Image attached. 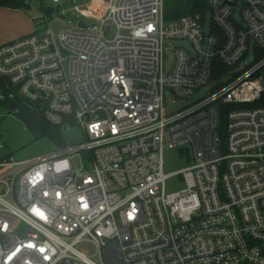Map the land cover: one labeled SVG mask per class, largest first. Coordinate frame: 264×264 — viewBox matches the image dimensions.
Here are the masks:
<instances>
[{
  "label": "built area",
  "instance_id": "2783aa9c",
  "mask_svg": "<svg viewBox=\"0 0 264 264\" xmlns=\"http://www.w3.org/2000/svg\"><path fill=\"white\" fill-rule=\"evenodd\" d=\"M206 5L167 22L164 0H97L72 8L93 28L0 46V105L86 136L0 160V264H264V0ZM170 95L193 101L167 111ZM169 150L192 166L166 175Z\"/></svg>",
  "mask_w": 264,
  "mask_h": 264
},
{
  "label": "rangeland",
  "instance_id": "374dc122",
  "mask_svg": "<svg viewBox=\"0 0 264 264\" xmlns=\"http://www.w3.org/2000/svg\"><path fill=\"white\" fill-rule=\"evenodd\" d=\"M29 2L30 8L28 9L8 10L0 8V46L32 34L41 28L51 30L55 36L69 30H80L77 27L78 19L72 14V8L75 6L87 7L91 0H62L59 4H54L51 0H29ZM41 3L53 8L56 12L49 20H46L38 9ZM61 11H66L65 18H61V15L57 14ZM207 16H209V12H207ZM37 21L42 24L38 26ZM108 25L110 26L108 35L110 38H114L117 34V28L112 22H109ZM120 32L122 35L128 34L125 30ZM254 56V52L250 51L247 59L243 61L241 69L252 62ZM173 59L174 53L169 48L165 58L166 68L172 66ZM263 59L257 61V63ZM236 72V69L228 70L229 75ZM226 79L227 76H224L223 80ZM205 92L206 89L197 91L193 96V100H198ZM193 100L179 101L170 95L166 101V109L167 111L178 110L182 108V105L190 104ZM218 126L220 128L223 126L221 119ZM57 128L65 146L78 145L86 140L85 133L79 125L71 124L69 130L66 129V126ZM43 129H45V126L41 122H27L20 116L13 115L7 106L0 105V136H2L0 138V145H2L0 160L9 156H13L17 160H29L59 149L57 143L49 135L41 132ZM80 157L85 160L89 155L84 152L80 154ZM192 164L193 159L188 155H183L178 150H169L164 154V172L166 175L177 173L192 166ZM166 187L168 192H174L182 190L184 184L180 176L172 175L168 178ZM82 250L88 255H92L94 252V249L89 246L82 248Z\"/></svg>",
  "mask_w": 264,
  "mask_h": 264
},
{
  "label": "trees",
  "instance_id": "16d2710c",
  "mask_svg": "<svg viewBox=\"0 0 264 264\" xmlns=\"http://www.w3.org/2000/svg\"><path fill=\"white\" fill-rule=\"evenodd\" d=\"M0 7L14 9V10H23L30 8V4H27L22 0H0ZM40 12L43 14V17L47 20L56 12L53 8H50L43 3L38 8ZM58 14V12H57ZM207 14V5L206 0H164V19L166 21H172L183 16H196L202 15L205 16ZM38 31V30H37ZM30 35V34H29ZM264 58V51H258L256 54V62ZM7 106L10 110L18 107L19 113L18 116L23 118L27 122H41L45 126L41 132L49 135L58 145L59 148L63 146V140L59 133L57 127L51 126L43 116V113L38 110H34L27 105L21 102L3 104Z\"/></svg>",
  "mask_w": 264,
  "mask_h": 264
},
{
  "label": "water",
  "instance_id": "95a60500",
  "mask_svg": "<svg viewBox=\"0 0 264 264\" xmlns=\"http://www.w3.org/2000/svg\"><path fill=\"white\" fill-rule=\"evenodd\" d=\"M61 18H65V17H61ZM95 25L94 24H90V23H87V22H84V21H80L78 23V28L80 29H89V28H93ZM36 109L39 111L41 109L40 106H37ZM2 137V136H0Z\"/></svg>",
  "mask_w": 264,
  "mask_h": 264
},
{
  "label": "crops",
  "instance_id": "0c3cea01",
  "mask_svg": "<svg viewBox=\"0 0 264 264\" xmlns=\"http://www.w3.org/2000/svg\"><path fill=\"white\" fill-rule=\"evenodd\" d=\"M97 2V0H91L90 4L87 5V7H82V8H89L95 5V3ZM2 8V7H0ZM4 9H8V8H4ZM8 10H14V9H8Z\"/></svg>",
  "mask_w": 264,
  "mask_h": 264
}]
</instances>
